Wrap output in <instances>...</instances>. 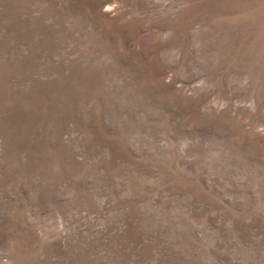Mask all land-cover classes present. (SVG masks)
<instances>
[{
	"label": "rangeland",
	"instance_id": "1",
	"mask_svg": "<svg viewBox=\"0 0 264 264\" xmlns=\"http://www.w3.org/2000/svg\"><path fill=\"white\" fill-rule=\"evenodd\" d=\"M0 264H264V0H0Z\"/></svg>",
	"mask_w": 264,
	"mask_h": 264
}]
</instances>
